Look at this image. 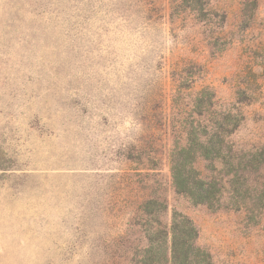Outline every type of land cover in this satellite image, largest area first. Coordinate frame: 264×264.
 Instances as JSON below:
<instances>
[{
    "label": "rangeland",
    "instance_id": "1",
    "mask_svg": "<svg viewBox=\"0 0 264 264\" xmlns=\"http://www.w3.org/2000/svg\"><path fill=\"white\" fill-rule=\"evenodd\" d=\"M174 215L264 264V0H0V264H173Z\"/></svg>",
    "mask_w": 264,
    "mask_h": 264
},
{
    "label": "trees",
    "instance_id": "2",
    "mask_svg": "<svg viewBox=\"0 0 264 264\" xmlns=\"http://www.w3.org/2000/svg\"><path fill=\"white\" fill-rule=\"evenodd\" d=\"M199 145L203 147V144L199 142ZM183 150H186L183 149ZM190 159H195V157H191ZM185 165L182 164L181 166L177 165V168L173 171V179L175 188L177 189L178 193L187 194L193 197H200L202 198V194L199 191H204L203 187L208 186L214 191L216 190L215 185L207 184L201 180L195 181L193 178L184 175V167ZM182 168V169H181ZM189 173H195L193 169H189ZM207 195L210 194L209 190L206 191ZM200 203V202H199ZM176 216H173V221L171 225V258L173 264L177 262L181 264H192L193 260L191 258V252L198 251L195 247L194 241L196 238V230L193 227L192 223L182 217L181 222L176 219Z\"/></svg>",
    "mask_w": 264,
    "mask_h": 264
}]
</instances>
